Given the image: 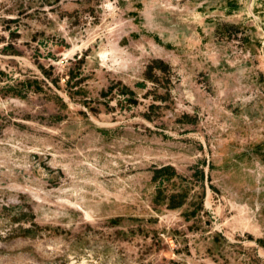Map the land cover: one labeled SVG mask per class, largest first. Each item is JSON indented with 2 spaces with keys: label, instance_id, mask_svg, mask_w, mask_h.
I'll return each instance as SVG.
<instances>
[{
  "label": "rangeland",
  "instance_id": "rangeland-1",
  "mask_svg": "<svg viewBox=\"0 0 264 264\" xmlns=\"http://www.w3.org/2000/svg\"><path fill=\"white\" fill-rule=\"evenodd\" d=\"M0 264H264V0H0Z\"/></svg>",
  "mask_w": 264,
  "mask_h": 264
},
{
  "label": "trees",
  "instance_id": "trees-1",
  "mask_svg": "<svg viewBox=\"0 0 264 264\" xmlns=\"http://www.w3.org/2000/svg\"><path fill=\"white\" fill-rule=\"evenodd\" d=\"M170 171H173V168H166V169H163L161 170L159 173H168ZM169 200V204L168 206L170 208H178V207H181L184 205V200H183V195H176V194H173L171 196H169L168 198Z\"/></svg>",
  "mask_w": 264,
  "mask_h": 264
}]
</instances>
